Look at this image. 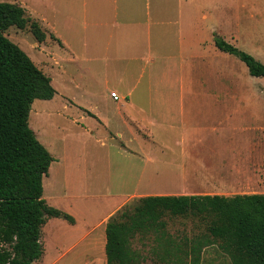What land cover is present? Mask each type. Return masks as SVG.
<instances>
[{
    "label": "crops",
    "instance_id": "1",
    "mask_svg": "<svg viewBox=\"0 0 264 264\" xmlns=\"http://www.w3.org/2000/svg\"><path fill=\"white\" fill-rule=\"evenodd\" d=\"M11 1L22 7L25 13H73L76 16L77 20L72 19V24L62 25V31L55 23L50 24L46 19L41 21L50 29L45 30L46 39L52 32L58 45L69 54L56 56V70L61 76L71 77L72 89L76 93L72 97L75 105L88 107L91 115L103 121L105 131L100 132L101 135L123 140L119 153L122 170L129 179L134 177L135 187H142L144 172L151 173L152 182L155 178L164 182L162 190L134 192L125 196L103 218L86 225L87 231L81 239L89 242L93 251L91 264L96 261L106 264V223L132 198L181 195L229 197L243 195L247 190L260 186L264 168L259 165L261 160L257 159L255 145L248 143L243 146L240 141L237 146L235 142L230 147L218 145L226 136L231 140L235 132L239 134L240 127L225 129L222 123L216 124L214 118L217 117L208 108L224 101L210 103L202 96L206 95L208 54L214 60H220V65L228 57L221 55L216 48L212 39L214 28L209 30L207 22H202V19L205 20L202 10L197 11L199 20H192V0ZM234 10L232 5L230 11ZM151 11L156 20H151ZM45 41L40 44H45ZM147 65L154 66L155 71L163 76L164 83L150 81L143 89L140 88V81L148 71ZM219 72L223 73L221 69ZM81 77L88 82L87 89L80 83ZM177 87L178 96L174 98ZM142 91L148 98L145 101L140 99ZM184 91L187 98H183ZM85 92L88 99L81 100ZM111 92L117 93V101L110 98ZM227 102L224 103L229 104ZM232 102L240 116V101L236 100V105L234 100ZM145 103L149 107L148 116L143 112ZM144 139H152L156 150L145 154L141 143ZM54 162L50 164L47 176L43 177L42 186L44 178L48 180L52 172L57 174L59 171V164L52 171ZM110 166L109 159L107 166L102 165L107 170ZM189 177L193 178L192 185ZM124 183L128 184V181L124 180ZM151 185V188H158L153 183ZM157 185L160 187L159 182ZM74 220L75 223L70 225L76 227L78 222ZM49 222L43 225L41 235H45L44 227ZM56 237L57 231L52 229L48 238L54 242L53 254ZM46 260L43 248L41 258L33 264Z\"/></svg>",
    "mask_w": 264,
    "mask_h": 264
},
{
    "label": "rangeland",
    "instance_id": "2",
    "mask_svg": "<svg viewBox=\"0 0 264 264\" xmlns=\"http://www.w3.org/2000/svg\"><path fill=\"white\" fill-rule=\"evenodd\" d=\"M0 2L11 3L12 1L0 0ZM237 3L238 13L236 12ZM232 5L235 12L230 11ZM191 10L192 20H199L198 12L202 10V16L205 15V20L202 19V22H207L209 30L214 28L213 41L215 37L224 38L227 43L264 65V0H192ZM25 15L30 20L26 29L19 30L11 26L4 35L51 79V85L55 90L51 100H34L28 117L29 128L36 139L47 149L53 159L61 158L59 161L54 159L52 166V171H55L59 164L57 174L52 172L48 180L44 178L42 198L49 207L73 216L78 222L75 227L60 218L47 220L50 222L44 227L45 235H41L47 260L40 264H91L93 251L89 247V242L81 239L87 231L86 225H92L103 218L125 196L134 192L162 190L164 182L162 179L158 181L157 178L152 182L151 173L144 172L142 187H135L134 177L129 179L122 170V158L119 153L122 151L123 140L115 136L101 135L100 132L105 131L103 121L91 115L88 107L80 108L75 105L72 97H75L76 93L72 89L71 77L61 76L56 70V56L61 54L69 56L68 51L58 45L54 39L55 34L52 32L48 31L45 41L47 45L37 43L30 32L31 22H37L45 34L46 29L50 30L45 23H41L42 19H46L50 24H57L58 30L62 31L64 30L62 25L72 24V19L77 20L76 16L73 13L55 15V13L33 11H28ZM151 20H156L153 11H151ZM219 53L227 56L228 60H223L220 65V60H214L213 56L208 54L206 95H203L202 99H207L210 103L227 100L229 104L218 102V104H212L213 107L208 110L213 111L214 117H217V119L214 118L216 124L222 123L225 129L239 126L240 132L239 134L235 132L231 140L226 136L218 145L230 147L235 142L237 146L238 141L243 146H247L248 143L255 145L257 159L259 158L262 162L259 165L264 168V77L250 76L245 64L237 57ZM147 67L148 71L144 73L140 81L141 89L150 84V81L164 83L163 76L155 71L154 66L147 65ZM220 69L223 73H218ZM74 78L77 79V76ZM202 82L203 86V76ZM80 83L86 85V89L88 88V82L84 77H81ZM178 89L177 87L174 98L178 96ZM86 94L85 92V97L81 100L88 99ZM183 98H187L185 91ZM140 99L142 101L148 99L143 91ZM233 100L235 105L236 100L240 101V116L236 111L238 108H234L231 104ZM143 110L147 114L149 110L147 103L144 104ZM141 143L145 154L152 149L156 150L152 139H144ZM108 159L111 166L107 170L102 165L107 166ZM190 179L189 183L192 185L193 178ZM124 180L128 181V184H125ZM152 183L158 188H151ZM262 189V183H260L259 187L242 194L262 193ZM138 198L129 200L116 212L115 217H118L122 211H132L138 203ZM163 221L166 223V232L177 241L184 237H194L205 231L204 224L192 218L164 217ZM52 229L57 231L54 254L52 250L54 242L48 238ZM70 236L72 239L69 238ZM74 242H76L75 245L71 247ZM156 243L154 233L137 235L131 241V248L138 255V264H164L155 254ZM94 264H98V261ZM201 264H230V261L215 246H211L203 249Z\"/></svg>",
    "mask_w": 264,
    "mask_h": 264
},
{
    "label": "trees",
    "instance_id": "3",
    "mask_svg": "<svg viewBox=\"0 0 264 264\" xmlns=\"http://www.w3.org/2000/svg\"><path fill=\"white\" fill-rule=\"evenodd\" d=\"M30 20L17 4L0 2V264H33L43 254L41 229L50 218L74 224L72 216L49 207L42 198L43 177L54 161L29 128L34 100H51L55 90L30 58L4 32L27 28ZM37 43L46 39L37 22L29 24ZM218 50L237 57L253 77L264 65L220 37ZM264 190V177L262 180ZM132 211L111 216L105 226L106 264H138L131 248L137 235L155 234L157 259L164 264H201L203 249L215 246L230 264H264V193L146 196ZM164 217L192 218L202 234L174 240Z\"/></svg>",
    "mask_w": 264,
    "mask_h": 264
},
{
    "label": "built area",
    "instance_id": "4",
    "mask_svg": "<svg viewBox=\"0 0 264 264\" xmlns=\"http://www.w3.org/2000/svg\"><path fill=\"white\" fill-rule=\"evenodd\" d=\"M111 97L112 99H114L115 101L118 100V96L115 93H111Z\"/></svg>",
    "mask_w": 264,
    "mask_h": 264
}]
</instances>
